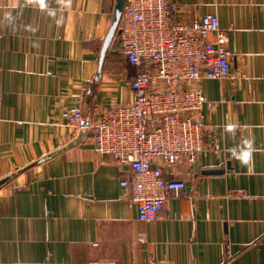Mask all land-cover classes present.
<instances>
[{
  "label": "crops",
  "instance_id": "0c3cea01",
  "mask_svg": "<svg viewBox=\"0 0 264 264\" xmlns=\"http://www.w3.org/2000/svg\"><path fill=\"white\" fill-rule=\"evenodd\" d=\"M116 2L0 0V180L16 173L0 187V264H152L149 252L153 264H264V0H171L176 22L217 14L234 55L227 78L197 82L215 104L205 141L221 151L157 161L187 186L152 221L121 185L129 166L87 131L54 154L81 129L68 120L79 100L89 119L132 100L136 69L110 62L115 37L99 73ZM245 140L249 165L230 157Z\"/></svg>",
  "mask_w": 264,
  "mask_h": 264
},
{
  "label": "built area",
  "instance_id": "2783aa9c",
  "mask_svg": "<svg viewBox=\"0 0 264 264\" xmlns=\"http://www.w3.org/2000/svg\"><path fill=\"white\" fill-rule=\"evenodd\" d=\"M172 14L171 0H125L117 33L126 62L136 69L130 81L132 100L113 102L89 119L87 128L97 153L129 166L121 185L145 221L157 219L169 194H180L187 186L183 179L168 178L157 161L176 167L221 151L205 141L201 118L215 104L197 82L227 78L234 55L217 14L191 22L173 21ZM82 102L68 118L78 129L85 118ZM240 151V145L234 146L230 157ZM139 242L147 241L141 236ZM149 261L156 262L151 252Z\"/></svg>",
  "mask_w": 264,
  "mask_h": 264
},
{
  "label": "water",
  "instance_id": "95a60500",
  "mask_svg": "<svg viewBox=\"0 0 264 264\" xmlns=\"http://www.w3.org/2000/svg\"><path fill=\"white\" fill-rule=\"evenodd\" d=\"M124 3H125V0H117V2H116L115 11H114V21H113V24H112V26H111V28L109 30V33H108L105 41L103 43L104 47H102V50H101L99 73L101 72L102 65H103L104 60L106 58V54H107V51L109 49V46L111 45V43L113 41V38L115 37V35H116L117 31H118V26H119V23H120V20H121V17H122ZM88 124H89V118H84L82 120V127H81L80 131L78 132V135L76 136V138L72 142H70L69 144H67L64 147L60 148L59 150L55 151L54 154L58 153V152H61V151L65 150V149H67L68 147L76 144L78 141L82 140V138L84 137V135H85V133L87 131ZM54 154L52 153V154H49L48 156H45L44 158L41 159V161H43L45 159H48L51 156H54ZM229 165H230V162H228V166ZM212 171L213 172H223L224 169H216V170H212ZM15 174L16 173L8 175V176H5L4 178H2L0 180V187H1V185L3 183L11 180L15 176Z\"/></svg>",
  "mask_w": 264,
  "mask_h": 264
},
{
  "label": "clouds",
  "instance_id": "9594fccd",
  "mask_svg": "<svg viewBox=\"0 0 264 264\" xmlns=\"http://www.w3.org/2000/svg\"><path fill=\"white\" fill-rule=\"evenodd\" d=\"M27 2L29 4H32V3L39 4L41 9L45 7L44 0H27ZM60 2L64 4L65 6H70L71 0H60ZM50 15H54V13L50 12ZM5 19L7 20L12 19V17L6 14ZM234 129H235V125H227L225 130L228 132H233ZM243 143L245 145V148L239 154L234 153V155H236V158L240 159L243 165H249L252 161V153L254 151L253 146H252V141L245 140Z\"/></svg>",
  "mask_w": 264,
  "mask_h": 264
},
{
  "label": "rangeland",
  "instance_id": "374dc122",
  "mask_svg": "<svg viewBox=\"0 0 264 264\" xmlns=\"http://www.w3.org/2000/svg\"><path fill=\"white\" fill-rule=\"evenodd\" d=\"M114 47L116 48V54L114 58H110V62H114L116 64H122L125 63V54L122 50L121 44H120V40H119V36L118 33L115 36V40H114ZM113 63H111L112 65Z\"/></svg>",
  "mask_w": 264,
  "mask_h": 264
}]
</instances>
